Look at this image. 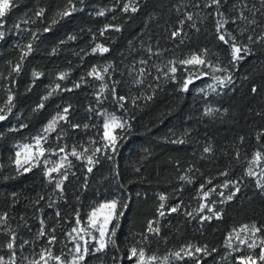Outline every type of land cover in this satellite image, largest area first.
<instances>
[{"label":"trees","instance_id":"trees-1","mask_svg":"<svg viewBox=\"0 0 264 264\" xmlns=\"http://www.w3.org/2000/svg\"><path fill=\"white\" fill-rule=\"evenodd\" d=\"M137 2L139 7L135 13L116 10L100 17L94 14L95 11L113 7L112 0H85L83 5H78L84 11L60 20L50 32L40 36L19 76L13 74L12 77L9 76L11 66L20 58V49L16 45L26 44L31 39L15 25L20 23L22 28L30 31H42L64 0H14V6L4 18L5 37L0 40V107L7 101L9 88L15 102L12 112L0 121V216L6 214V223L0 224V255L6 259L9 256L6 245L12 239V233L15 234L17 264H28L35 254L48 247L47 236H38L41 221H44L45 231L56 237L52 252L70 259L68 253L73 242L67 233L76 225V213L79 212L81 220L87 222L94 206L118 197H123L128 207L120 218L114 238L116 243L103 252H95L96 245L91 243L83 264H116L117 261L118 264H134L128 260V250L134 245L144 247L147 255L161 257L188 244L207 246L209 254L199 263L206 264L226 256V238L233 229L253 224L264 228V192L245 174L254 154H264V42L256 40L264 35L261 0H220L219 11L229 21L225 28L237 37L238 44L248 45L251 49L235 66L228 65L230 50L216 37L217 8L204 7L207 0ZM38 8L46 9L45 20L23 24L25 19H35L34 11ZM241 11L257 23L250 25L239 20ZM185 13H191L193 20H185L184 25H180L178 22L185 19ZM113 15L117 19L114 20ZM234 19L236 23H232ZM106 23L119 25L120 31L109 30L100 36ZM192 24L195 27H191ZM176 28H182L183 43L170 36ZM241 29L246 31L241 33ZM69 35H75L76 39L68 40ZM249 35L255 43H249ZM60 41L66 43L60 44L53 54L52 49ZM96 43L110 51L103 56L91 54ZM148 47L160 55L149 59ZM204 49L208 50V59L215 62L219 58L229 67L233 79L231 85L205 94L198 91L207 83V78L202 77L194 80L189 91H180L187 75L183 66L178 68L176 81L163 77L159 81L152 79L157 75L153 65L186 58ZM85 52L89 54L84 55ZM142 59L149 61L147 67L151 75L146 77L143 85H136L134 79ZM109 63L112 67L103 82L87 77L92 66L96 65L102 72ZM34 70L43 75L31 91H27ZM62 72L68 73V77L58 80ZM82 75L85 83L80 88L53 95L43 109L33 112L50 85L54 88L55 83H60L63 88H72ZM11 79H15V84L10 83ZM102 83L108 88L98 103L97 93ZM113 86L117 96L127 98L125 101L113 99ZM146 96L152 99H145ZM133 98H138L135 104ZM69 104L72 106L70 121L80 127L73 129L61 122L62 128L52 133L44 144L49 149L46 154H51L57 145L66 146L67 153L75 146L79 152L88 149L87 155L95 153L96 163L87 165L86 158L77 160L69 155L73 166L68 170L69 179L64 182L61 198L55 183H49L45 178L43 164L25 172L18 169L14 161L16 145L30 142L56 114L58 105ZM206 108H212L213 113L205 115ZM104 112L128 121L125 129L115 130L114 134L120 137L116 152L104 148V118L98 115ZM20 124L27 127L10 130L19 128ZM85 124L89 127L85 128ZM58 134L63 136L59 141ZM174 140L184 143H173ZM207 146L211 147V153H204ZM97 148L100 151L97 152ZM89 166L93 169L91 173L87 171ZM224 172L228 175H221ZM181 176H186L191 183L181 180ZM226 180L236 182L239 191L233 199L221 203L224 196L236 191L232 186L219 187ZM201 184L206 185L204 191L215 188L225 193L214 205L219 219L215 216L207 221L200 219L203 215L199 212ZM160 194L167 197L164 217L157 212ZM177 204H181L178 213L167 212ZM185 212H192L193 216L189 217ZM150 220L159 221V235L148 232ZM143 236H148L146 242L142 241ZM173 264L192 263L185 258L173 260ZM222 264H238V260L230 256Z\"/></svg>","mask_w":264,"mask_h":264},{"label":"snow or ice","instance_id":"snow-or-ice-1","mask_svg":"<svg viewBox=\"0 0 264 264\" xmlns=\"http://www.w3.org/2000/svg\"><path fill=\"white\" fill-rule=\"evenodd\" d=\"M113 7L107 9H100L95 11V15L104 17L109 12H115L116 10L121 11L122 13L132 12L135 13L138 10L139 4L137 0H112ZM85 0H64L63 5H58L57 10L55 11L54 15L51 18L50 23L47 24L46 27H43L42 31H30L29 29L22 28L21 24L18 23L15 25V28L22 32L27 33L31 36V39L26 43H18L16 45L17 48L20 49V58L19 61L11 66L9 76L12 77L13 74L19 76L21 73L24 61L27 57L33 52L36 42L40 39V36L44 33H48L52 30V28L59 23L60 20L71 16L73 13L82 12L84 8L78 7V5H83ZM122 5V7H121ZM261 5L264 7V0H261ZM14 6V0H0V40H3L5 37V31L3 30L5 27L4 18ZM215 6L217 8L216 16L218 17L216 20V37L218 41L222 42L224 45L228 47L230 50V57L231 59L228 62V65L235 66L238 64L245 56H247L251 49L248 45H240L237 43V37L234 36L232 33L228 32L225 28V25L229 23V21L224 17V14L219 11L220 7V0H207L204 7L211 8ZM259 11V10H256ZM264 15V13H261ZM35 19H25L23 24H36L45 20L46 18V9L45 8H38L34 11ZM113 19H117L115 15H113ZM239 20H243L250 25L256 24V20L252 19L249 20L247 16L243 14L241 11ZM185 20L192 21L193 16L191 13H185V19H181L178 23L180 25H184ZM232 23H236L234 19ZM191 27H195V24L190 25ZM114 30L120 31V26L112 23H106L103 28L100 30L99 35L104 36L107 31ZM241 33L246 31V29H241ZM170 36L173 40L180 39V42L183 43V34L182 28H176L171 31ZM76 39L75 35H69L68 40ZM96 40L95 34L93 35V41ZM256 40L260 42H264V35L258 36ZM256 40L253 39L251 35L248 36L249 43H255ZM66 41H60L59 44L52 49V53L55 54L57 48L60 44H64ZM147 52L149 54V59L153 55H160L159 52H153L151 47H148ZM110 49L105 47L101 43H96L94 47L91 48V54L99 53L103 56L105 53H108ZM89 53L85 52L84 55H88ZM208 50L204 49L200 53H192L190 56L186 58H182L179 60L173 59L169 60L166 64L160 65H153L157 75L153 76L152 79L155 81H159L162 77L165 80H177V72L180 66H183L184 71L187 73L183 82L180 87V91L187 92L190 90L189 86L193 84L194 80L201 79L202 77H210L212 79V83L207 85V88L211 91L215 92L218 88H226L233 83L232 74L229 71V67L225 66L219 58L215 62L207 58ZM11 64V62H9ZM148 60H140L139 64L142 65L137 70L136 78L134 79V84L136 85H143L145 83V79L147 76L151 75L147 65ZM112 65L109 63L103 67V71L101 72L98 70L96 65L92 66V68L86 73L87 77H93L96 80L103 82L105 80V74L109 73V69H111ZM191 68V70H190ZM219 73H223L220 75ZM43 75L42 72L33 71L32 72V83L27 87V91H31L32 87L35 85L36 81ZM68 77V73H59L57 79L64 80ZM2 78V76H0ZM15 79H11L10 83L15 84ZM85 83V77L82 75L79 82H75L72 88H63L60 83H55V87L53 88L51 85L48 88L47 94L42 96L40 99L39 104L33 108V112H39L41 109L45 107V102L49 100L53 95H57L60 92H71L74 89H78ZM108 88L106 83H102L99 93H97V102L102 101V95L105 90ZM2 90V87H0ZM113 99L117 102H123L127 98L124 96H117L116 89L113 86L111 89ZM155 91V89H153ZM200 92H205V89H199ZM253 92L256 91L255 88L252 89ZM206 94V93H205ZM143 95V94H142ZM145 99H152L151 96L144 97ZM136 99L133 98L132 103L135 104ZM15 106L14 102V95L12 93V89H8V96L7 101L4 102L3 106L0 107V121H4L8 115L12 112L13 107ZM120 107L124 108V104L120 103ZM72 106L69 104L67 106H57L56 114L51 117V119L47 122V124L43 127L40 133L37 136L33 137L34 145L25 144L23 145V149H26L28 152L27 157L21 162L20 156L21 152H16V160L14 163L16 164L17 168H23V171L28 172L33 167H40L41 164L44 165L45 171L44 176L49 183H55V187L61 193V198L64 190V182L69 179V169H71L72 162L68 159V156L71 155L75 157L77 160L85 159L87 160V165H94L96 160L94 159L95 153L92 155H87L88 149H84L83 152L77 151V148L74 146L70 153L66 152V146H59L57 145V149L51 150L52 155H59L63 153V155H59L60 162H57L52 167H48L50 163H53L50 159L46 157V153L49 152V149L44 147V144L47 143L50 135L52 133L57 132L58 128H62L63 124H68L73 129L79 128L78 124H72L70 121V110ZM212 108L205 109V115H211L213 113ZM98 115H103L104 123H103V141H104V148H111L113 152L117 151L118 148V140L120 137L115 135L116 129H125L128 126L127 120H122L121 117L116 116L115 114H109L107 112L98 113ZM27 125L20 124L19 128L13 127L10 129L11 131H19L21 128H25ZM85 128H88L89 125L85 124ZM63 138L62 135H57V140H61ZM259 138V137H258ZM173 143H184L183 140H174ZM92 143H96V141H92ZM33 147L35 148V153H33ZM96 151H100L99 148ZM204 153H211L212 149L210 146L204 148ZM43 158V159H41ZM261 161H264V154L260 152H256L251 160L248 161L249 167L246 170V175L250 177H256V187L264 192V175L257 176L256 172L253 171V165L259 166ZM24 165H28L25 167ZM92 167H87V171L89 173L92 172ZM261 172L264 173V168H261ZM56 173L58 175V179L54 177L52 174ZM223 176H227L228 173L224 172L221 173ZM181 180H187L188 183H191L186 176H181ZM211 184V180L208 181ZM230 186L235 187L236 191L231 192L228 196L224 197L220 202L224 203L227 202L236 195V192L239 191V187L234 181L226 180L222 185L219 187L229 188ZM206 185L201 184L198 190V195L202 193L203 197H208L210 192H215V188H210L208 191H204ZM222 197L224 196L223 192L219 193ZM159 207L157 209L158 215L160 217H164L166 215L165 211V202L167 200L166 195L160 194L159 195ZM42 199V197H41ZM214 203V202H213ZM128 207V204L124 201L123 197H118L114 199H107L99 202L96 206H94L91 211L89 212L87 222H84L80 218V213H76V225L72 227L71 231L67 233L70 240L74 244L73 249H69L68 256L70 259H65L63 254L62 255H55L52 252L51 246L56 241L55 235H49L48 232L44 229V221H41V230L38 233V236H47L48 238V247L42 249L39 253L35 254V257L28 261V264H49V261H55L56 264H83L85 261V256L89 254V245L91 241L95 242V248L93 249L95 252H103L108 246L114 245L116 243L115 236L117 230L120 227V218L125 215L124 209ZM207 208V211L211 213L208 216H200V219L203 221H207L212 219L215 216L217 219L220 218V214L215 212L212 207L208 206L205 203H200L199 205V212H203ZM181 209V204H177L169 209L167 212L169 213H178ZM60 213H57L59 216ZM185 215L192 217V212H185ZM6 223V214L5 216H0V224ZM156 225V226H154ZM159 221H149L148 222V232L150 234L159 235ZM55 229L52 230L54 233ZM235 231V230H234ZM241 231H249V227L247 225L242 226ZM75 233V235H73ZM94 233H98L99 235L96 236ZM251 233L254 237L251 242H248L246 239L239 240L241 245H246V247L252 251L249 254L244 255L241 254L237 257L238 264H264V235L258 237L259 239V253H255V249L258 246L256 243V234L257 233H264V228L257 227L255 224L251 226ZM12 239L7 243L6 247L9 250V256L6 259L5 256L0 255V264H17L16 261V252H15V234H11ZM231 236L226 238V247L232 249L233 252H240L241 249L237 246L234 247L231 243ZM88 237L89 239H85ZM237 237L239 238V233H237ZM148 236H143L142 241H147ZM81 241L83 243H81ZM24 243H27L25 241ZM23 247V245H21ZM191 251L190 249H193ZM215 249H213L214 251ZM203 253L204 255H208L207 246L195 247L191 244L183 246L180 250L170 253L169 255H165L163 258L156 256L155 254L147 255L144 247H137L132 246L128 250V260L134 261V264H173V260L175 261H183L185 260V256L188 259L194 260L195 264H199V260L196 257V254ZM27 259V258H25ZM115 259V258H114ZM118 264V261L116 262Z\"/></svg>","mask_w":264,"mask_h":264},{"label":"rangeland","instance_id":"rangeland-1","mask_svg":"<svg viewBox=\"0 0 264 264\" xmlns=\"http://www.w3.org/2000/svg\"><path fill=\"white\" fill-rule=\"evenodd\" d=\"M220 75H223V73H219ZM207 78V83L205 84V86L204 87H202L201 89H205V93H209V92H213V91H211L210 89H208L207 88V85H209V84H211L212 83V79L210 78V77H206ZM221 88H218L215 92H217V91H219ZM25 144H29V145H34V140L32 139L30 142H22V143H18L17 145H16V147H17V150H16V152L17 151H20L21 152V156H20V159H21V162L23 163V160L27 157V155H28V152H27V150L26 149H23V145H25ZM33 153H35V148L33 147ZM261 154H263V153H261ZM59 155H63V154H59ZM59 155H52V154H46V157L48 158V159H50L53 163H50L49 165H48V167H52V166H54V164L55 163H57V162H60V160H59ZM41 159H43V158H41ZM25 167H27L28 165H24ZM248 167H249V165H248ZM248 167H247V169H248ZM261 168H264V161H261V163H260V165L259 166H257V165H253V171L254 172H256V174H257V176H260V175H263V173L261 172ZM23 169V168H22ZM246 169V170H247ZM245 174H246V172H245ZM54 177H56L57 179L59 178L58 177V175L56 174V173H53L52 174ZM247 176V175H246ZM248 178H250L251 180H253L254 181V183L256 184V177H250V176H247ZM208 191V190H207ZM219 193H221V192H218V191H216L215 190V192H210L209 193V196L208 197H203V195H202V193H201V199H202V202L201 203H205V204H207L208 206H210V207H212L213 208V210H214V205H215V201H217V199H219V198H221L222 196L221 195H219ZM223 194L225 195V193L223 192ZM225 197V196H224ZM214 202V203H213ZM201 213V212H200ZM202 214L204 215V216H208V215H211V213H209L208 211H207V208H205V210L202 212ZM242 226H244V225H241V226H239V227H237V228H235V229H233L230 233L232 234V236H231V243H232V245L234 246V247H239L240 249H241V251L240 252H233L232 251V249H230V248H228V247H226V256L223 258V257H220V258H218V259H216L215 261H211L210 263H206V264H222V263H225V260L228 258V257H230V256H233L234 258H236V260H237V257L239 256V255H241V254H244V255H247V254H249V252L250 251H252V250H250V249H248L247 247H246V245H241L240 243H239V240H241V239H246V240H248V242H251L252 241V239L254 238L253 236H252V233H251V226L252 225H247L248 227H249V231H247V232H245V231H241V229H242ZM235 230V231H234ZM229 233V234H230ZM237 233H239V238L237 237ZM96 236H98L99 234L98 233H94ZM229 234H228V236H229ZM73 235H75V233H73ZM227 236V237H228ZM259 236H261L259 233H257L256 234V243H257V247H256V249L254 250L255 251V253L256 254H258L259 253V250H260V248H259V239H258V237ZM85 239H89L88 237H85ZM94 241H91V243H93ZM81 243H83L82 241H81ZM90 243V244H91ZM95 243V242H94ZM90 246V245H89ZM74 248V244L72 245V249ZM191 251H194V248L193 249H190ZM205 255L203 254V253H198V254H196V257H197V259L199 260V263H201V261H202V259H203V257H204ZM164 256H161V258H163ZM185 258H187V256H185ZM190 260V259H189ZM210 261V260H209ZM190 263H192V264H195V261L194 260H190ZM51 264H56V262L53 260L52 262H51ZM258 264H260V262H258Z\"/></svg>","mask_w":264,"mask_h":264}]
</instances>
